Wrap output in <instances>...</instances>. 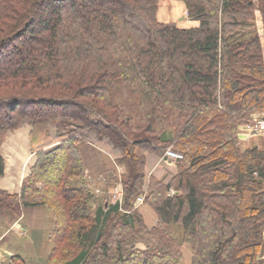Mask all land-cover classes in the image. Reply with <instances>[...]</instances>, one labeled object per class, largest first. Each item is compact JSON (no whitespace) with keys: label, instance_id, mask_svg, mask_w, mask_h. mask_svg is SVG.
I'll use <instances>...</instances> for the list:
<instances>
[{"label":"trees","instance_id":"16d2710c","mask_svg":"<svg viewBox=\"0 0 264 264\" xmlns=\"http://www.w3.org/2000/svg\"><path fill=\"white\" fill-rule=\"evenodd\" d=\"M178 1L196 26L159 22V0H0V88L15 92L0 96V146L29 118L35 155L19 193L0 190V208L48 207L58 264H178L184 243L190 264H264V151L238 136L264 111V0ZM71 107L80 118L48 110ZM90 137L124 151L132 212L89 204L86 168L116 179ZM168 146L182 158L168 182L148 179L149 227L133 202L146 152L163 157Z\"/></svg>","mask_w":264,"mask_h":264},{"label":"rangeland","instance_id":"374dc122","mask_svg":"<svg viewBox=\"0 0 264 264\" xmlns=\"http://www.w3.org/2000/svg\"><path fill=\"white\" fill-rule=\"evenodd\" d=\"M172 3L173 2H170L169 0H165V1L159 0L158 10L156 14L158 21H159L158 16L159 18L161 17L166 19L170 16V9L172 7ZM174 8L173 11H175ZM182 12L183 10L180 9L179 13L181 14ZM184 17L186 18L185 22H183V25L180 24V26H182L183 28L192 27L191 25L193 24H188L190 21L188 20L187 16ZM255 19H256V27L259 33H261V23L258 13L255 14ZM162 23H175V21L162 22ZM12 45L14 46V44ZM12 45H10V47L6 49L9 50L7 51V54L12 50L14 51V47L13 48L11 47ZM2 59L3 58L0 57V61ZM9 92L15 93L14 91L6 90V88L4 87L0 88V96H6ZM48 110L49 112L56 111L58 113L59 119L60 118L68 119L70 117H73L72 119H76L77 117L79 118L81 117L79 110L73 107L66 109L65 111L58 109L56 110L52 108H48ZM263 120H264L263 117L253 120L252 122H250L248 125L245 126L246 130L251 131L247 127L250 125L252 127H255L257 125L258 127H260L259 123ZM77 122L81 123L80 120H77ZM30 129H31L30 119L22 117L18 127L9 129L5 133V136L2 138V142L0 146V154L4 160V173L2 176H0V181L1 180L6 181L7 183H9V185H12L13 188L14 187L18 188L19 191L23 179L30 172L29 167L35 161V155L32 152L30 142H28ZM260 129H262V131H257V132H261L262 134H264V129L263 128ZM251 133H253V131H251ZM85 134L86 132H82L81 135H85ZM99 135L100 134H98L97 136ZM108 135L110 134L104 133V135H102L101 138L102 140L103 138L105 139L104 142L107 141L106 137H108ZM113 139H116L115 136H113ZM94 140L95 138L93 139L92 137H90L87 138L85 141L91 143V145L98 150L101 157L98 160L96 158V161L101 162L100 161L101 159L104 171H106L107 174L110 173V171H113L114 173L113 176L116 177V179L110 181V179L106 178L105 173L100 174L98 173L99 171L98 172L96 171L94 175H91L92 172L94 171V166L91 167L92 168L91 170L90 168H86L87 174L83 183L86 189H88L90 194L93 196L91 199H89V204L92 206L93 209L97 207L99 202H103V200H106V202L108 203H113L114 201L117 200L120 201L119 204L121 207L120 209L121 212H127V213L132 212L131 208L126 207V202H125V184L123 178L126 175L127 167L125 166V164H122L117 161L119 158L125 157L124 151L120 149L121 152H119V147L117 146L114 147L118 150H116L115 148L107 149L106 147L103 146L101 142H95ZM168 149H172L173 151H176L172 146H168L164 150L163 156ZM162 158H163L162 156H159L152 152H146L145 165L143 167V173H144L143 186L140 189L136 190L137 193L133 202V209L137 210L138 213H140L144 223L149 227H151V225L154 226L157 223V220L154 222V217L157 218V216L156 213L153 210H151L152 209L151 206L147 202H145L144 195L147 193L148 190V185H149L148 179L149 177H153L152 173L157 170L160 164L159 162ZM89 162L90 161H88L87 164L90 165L91 162L90 163ZM131 166L135 167V165L133 164ZM95 170L97 169L95 168ZM79 183L80 182H76V185H78ZM35 186L36 187L41 186V182L36 181ZM4 191L12 194L7 190ZM2 211L3 210L0 208V231L8 230L10 232L16 233L15 241L19 242L25 251L27 250V255L38 259L39 261L42 262V264H58L55 262V259L60 258L59 254H61V251L59 252V254L57 253V255L53 256L54 257L53 260L51 259V257L49 258L50 256L49 248L51 246L49 232L53 220L52 217L50 216L51 211L49 210L48 207L40 206L37 208H27V209H23L19 214H11L7 212L9 210H7L4 214V212L2 213ZM169 230L172 231L176 237L180 236L179 233L180 227L171 226ZM35 232L43 233L39 246L36 244L37 242L35 240V237L32 238ZM10 238L13 237L10 236ZM10 243H12V241H10ZM34 244H36L37 246ZM63 249H64L63 250L64 254H62V258H67V256L70 255L69 251L71 252L73 250V247H71V244H65ZM191 256H192L191 246L187 243L182 244L181 258L178 264H190ZM10 257H11V253L9 251H4L3 248L0 247V264H18L12 258L10 259Z\"/></svg>","mask_w":264,"mask_h":264},{"label":"crops","instance_id":"0c3cea01","mask_svg":"<svg viewBox=\"0 0 264 264\" xmlns=\"http://www.w3.org/2000/svg\"><path fill=\"white\" fill-rule=\"evenodd\" d=\"M163 1H165V0H163ZM169 1L173 2L172 7L170 9V16L167 19L161 18V17L159 18V16H158L159 21L160 22H174L175 21L176 25H178V26H180V24L183 25V22H185V19H186L184 17V16H186L185 15L186 9H185L184 3L179 2V1H175V0H169ZM173 8L175 9V11H173ZM180 9L183 10V12L181 14L179 13ZM188 24H193V25H191L192 27L196 26L195 22L190 21ZM180 27H182V26H180ZM262 117L264 118V111L256 112L252 115L251 120H256L257 118H262ZM238 136H240L239 142H240V145L242 148H244V149L245 148H257L259 150L264 151V134H262L261 132H254L253 131V133H251V131L246 130L245 125H242L238 129ZM159 163H160L159 167L157 168V170L155 172L152 173V176L157 178L158 180L163 181V182H168L175 173L176 163L172 160L165 159V158H162ZM0 190H7V191L11 192L12 194L19 193L18 188H16V187L13 188L12 185H9V183H7L4 180L0 181ZM156 220H157V218L154 217V222ZM13 234H15V235H13ZM10 236H12L14 239L10 238ZM15 237H16V233H14V232H10L8 230L0 231V247H2L4 251H9L11 253L10 259L16 255H19L27 261L26 264H28V261L31 263H34V264H42V262L39 261L38 259H36L34 257H30L29 255H27V250L25 251L23 249V247L20 245V243L15 241ZM34 237L35 236L33 235L32 238H34ZM263 238H264V228H263ZM10 241H12V243H10ZM36 244H34V245H36ZM263 258H264V252H263Z\"/></svg>","mask_w":264,"mask_h":264},{"label":"built area","instance_id":"2783aa9c","mask_svg":"<svg viewBox=\"0 0 264 264\" xmlns=\"http://www.w3.org/2000/svg\"><path fill=\"white\" fill-rule=\"evenodd\" d=\"M247 125H248V124H247ZM245 126H246V125H245ZM259 126H260V127H258V125L255 126V127H252V126L250 125V126H247V127H248L249 130L254 131V132L262 131V129H260V128H263V129H264V120L261 121V122L259 123ZM164 156H165L167 159H170V160H172V161H178V160H180V159L182 158V154H181L180 152H178V151H177V152H176V151H173L172 149H168V150L166 151V153L164 154ZM115 202H117V200L114 201L113 203H115ZM118 202H120V201H118Z\"/></svg>","mask_w":264,"mask_h":264}]
</instances>
